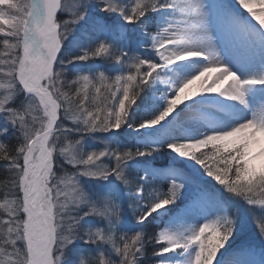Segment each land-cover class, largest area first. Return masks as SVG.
I'll return each mask as SVG.
<instances>
[{"label":"snow or ice","instance_id":"snow-or-ice-1","mask_svg":"<svg viewBox=\"0 0 264 264\" xmlns=\"http://www.w3.org/2000/svg\"><path fill=\"white\" fill-rule=\"evenodd\" d=\"M69 3L71 0H14L10 11L7 6L0 7V17L6 21L0 24V114H3L10 124L26 127L24 121L29 119L27 110H17L10 106L15 96L23 92L35 101L38 113L46 118L41 126H34L30 133L25 132V139L15 148L18 152L13 169L15 175L8 180L9 185H15L10 194L17 198H20L21 186L30 195L34 188L39 192L40 200L43 201L40 205L43 218L39 221L33 218L31 200L28 202L29 207L26 208L27 216L23 212L19 216L15 213L11 215L0 213V233L7 234L6 236L0 234V240L6 241L2 250L10 254L9 259H15L11 254L15 246L27 264H32V258L37 254L39 264H56L59 243L57 214L60 207L70 208L82 204L87 206L89 215L101 217L109 223L113 218L119 219L120 216L118 206L115 204L105 201L98 207L89 203L75 176L64 174L53 177L54 161L51 151L46 153L45 138L53 137L62 127L59 123L61 119L82 124L89 132L119 129L125 123L128 110L135 104L139 90L149 84L160 67L196 56L204 57L208 66L179 87L175 98L168 101V107L163 114L151 121L152 125L163 121L181 100V93L207 74L225 73L213 84L215 87L203 89L205 92H216L220 85L231 81L226 88L228 91L225 89L220 93L230 100L240 101L241 104L245 102L243 90L246 85L264 84V80L257 79H248L242 83L228 69L219 66L220 61L205 28L204 14L194 0H167L164 4H159V0H135L127 14L112 3V0H102L103 11L120 12L129 24L136 23L149 11H156L158 5L161 8L175 10L178 14L176 23L162 29L153 37V48L162 63L158 65L136 57L134 62L128 65L130 70L127 75L114 79H109L103 73L95 78L84 75L68 82L61 77V72L55 67L65 34L61 29L63 27L65 31L70 32L69 25H74L84 18L83 12L73 13V19L64 21L63 25L59 24L56 14ZM237 4L264 27V18H261L264 12L254 11L252 7L264 6V0H237ZM109 54V46L103 43L92 52V56L95 57ZM88 58V53L80 57ZM122 58L117 56L115 59L120 62ZM54 77L58 78L60 85L55 90ZM191 95L190 93L189 97ZM251 121L264 128V119ZM233 129L234 131L225 136L211 134L193 143L172 144L170 147L181 157L196 160L207 174L225 187L230 194L243 199L249 205L264 207V175L254 163H246L244 144H230V138L241 134L240 129L236 127ZM77 144L79 141L76 144H65V154L75 160V165L84 166L80 175L95 179H106L107 176L115 174L117 179L127 183L124 180L123 165L135 155L148 154L101 151L77 159L75 155ZM208 145L212 146V153L195 154L198 149ZM108 156L115 162L111 170L101 163L102 159ZM180 190L179 184H171L165 195L146 205V210L140 215L138 222L142 224L154 212L174 203ZM142 191V187L137 189L138 194ZM4 195L5 193H0V198ZM233 224L232 220L227 219L223 224L218 221L205 223L188 235L160 231L152 237L155 244L162 245L154 255L163 256L176 249L188 250L192 246H197L198 251L195 253L193 264L206 262L213 264L218 249L223 247L224 242L230 237ZM258 227L264 235V225ZM17 234L23 237V242L15 241ZM89 236L96 243L111 245L121 257L120 264H137L138 254H142L144 246L142 233L127 238L121 237L119 242L103 230L89 231ZM102 260L103 264H106L103 257Z\"/></svg>","mask_w":264,"mask_h":264},{"label":"rangeland","instance_id":"rangeland-1","mask_svg":"<svg viewBox=\"0 0 264 264\" xmlns=\"http://www.w3.org/2000/svg\"><path fill=\"white\" fill-rule=\"evenodd\" d=\"M165 2L167 0H159V4H164ZM194 2L200 5L203 13L209 15V18H207L209 25H219L226 31L230 41H235L240 33L246 34L252 32L264 42V27L260 26L247 11L241 9L237 4V0H194ZM121 4L123 5L124 3ZM0 5L13 6L14 2L12 0H0ZM252 7L257 12L264 10L258 5H253ZM68 8L71 12H74L78 11L80 6L79 3L72 2L69 3ZM129 12L130 9L127 13ZM177 15L175 10L161 8L158 5L156 11L147 12L143 18L136 22V25L133 26V31L136 34L134 44L135 48L141 52V54L139 53V58L142 57V59L155 62L158 65L162 63L153 48V37L162 29L174 25ZM0 21L3 24L6 23L3 17H0ZM102 27L113 40L117 41L118 45L127 47L130 37L127 35L128 26L125 23H114L112 27L108 28L107 22L102 21ZM243 28L245 30H242ZM176 64L160 67L150 81L149 95L143 94L135 102L136 108L140 107L141 111L145 113L146 118H158L167 109V99L171 92L169 86L172 84L169 81V77L172 68ZM250 79L264 80V71L253 75ZM246 89L264 92V84L246 85ZM19 94L21 92L15 96L11 107L22 110L26 101V94L23 102L17 100ZM178 113L179 110L173 109L170 114L177 115ZM165 119L155 125L147 124L140 129L128 130L125 136L128 145L170 147L172 144H180V141L176 137L169 135V131L174 124L170 123L161 126L166 121ZM63 129L66 130L67 128L64 127ZM203 138H206V136L195 138L193 142ZM187 141L184 143H187ZM230 144H244L246 163L252 162L258 168L264 169V162L259 163V155L251 147V141L247 135L245 137V135L238 134L237 137L230 138ZM172 157L173 160L168 164L160 166L151 163L142 164L132 159L123 165V173L129 166L136 167L141 171L144 180H147L146 178H154L168 184L165 194L169 191L171 184L176 183L181 186L180 193L175 202L156 212V216L162 226L160 231L188 235L192 230L198 229L205 223L218 221L223 224L225 219L232 220L234 222L233 231L236 233V238L233 240L234 244L230 246L231 243H224L223 247L218 249L213 262L217 261L219 264H225L227 260L238 258L244 260L245 263L255 262V264H264V235L261 234L258 227V225H264V207L249 205L243 199L227 192L225 187L210 177L196 160L189 157H181L174 151H172ZM194 165H196L195 168L193 167ZM125 175L127 173H124V178L127 180ZM75 177L78 183H80L82 177L88 180L94 179L93 183H99V187L93 186V188L101 193L102 187H104L107 194V198L103 200L101 197L99 198L96 192L94 196L98 199L99 203L103 205L107 201L110 204L118 206L120 212L119 219L113 218L111 223L107 222L104 228L100 230L119 231L121 229L136 227V222L134 224V220L136 221L137 219L134 218L135 211L140 210V214L145 212L143 191L139 194H131L127 187L125 190L121 186V180L117 179L115 174L112 175L111 181L107 184H103L101 181L103 178L95 179L80 174ZM129 182L127 185L130 188ZM197 251V246H192L188 250L182 248L176 249L173 252L160 256L159 264H193Z\"/></svg>","mask_w":264,"mask_h":264},{"label":"trees","instance_id":"trees-1","mask_svg":"<svg viewBox=\"0 0 264 264\" xmlns=\"http://www.w3.org/2000/svg\"><path fill=\"white\" fill-rule=\"evenodd\" d=\"M14 2V0H12ZM72 2L79 3L80 9L78 11L71 12L69 10V4H65L62 10L58 11L56 14V20L59 24L63 25L64 21H70L73 19V13L83 12L84 18L76 22L74 25H69L71 31L67 32L62 27L61 31L64 32V38L62 40V48L60 50L58 61L55 65L57 71L63 73V79L68 82L72 80L87 75L90 78H95L99 74L103 73L109 79H114L117 76L127 75L129 72L128 65L134 62L136 57H139L140 50L135 48L136 34L133 31V26L136 23L129 24L124 19V16L120 12H105L103 11L104 4L102 0H71ZM71 2V3H72ZM112 3L116 4L119 8L123 9L124 13L127 14L128 10L131 8L132 3L135 0H112ZM121 3H124L123 5ZM9 6V5H8ZM11 8L13 7L10 5ZM0 7H5L0 5ZM102 21L107 22L108 28L112 27L114 23L123 24L125 23L128 27L127 35L130 37V42H128L127 47H122L118 45L117 41L105 32L102 27ZM114 22V23H113ZM0 24H3L0 21ZM105 44L110 48V54L107 56H92V52L101 44ZM139 51V52H138ZM85 53H88V59H80ZM126 54V55H125ZM117 56H122L120 62L116 61ZM142 59V57H140ZM151 81V80H150ZM149 84L145 85L139 90L138 97L136 101L141 98V96L149 95L150 89ZM20 102L25 100V93L21 92L19 97H17ZM19 102V103H20ZM11 106V105H10ZM157 118H146L145 113L141 111V108H136L133 104L127 112L125 117V123L121 125L119 129H112L107 132L95 131L89 132L86 130L85 126L79 123H73L67 119H61L60 124L65 130L67 139L61 140V144H79L76 145V158H86L88 154L99 153L101 151H107L109 153L113 152H131V153H148L147 155H135L132 160L142 164H153L156 166L166 165L171 160L172 150L170 147H144L141 145L132 144L128 145L126 141V134L128 130L142 128V125L151 124L152 120ZM144 127V126H143ZM0 142L6 143L10 148H15L20 143L22 139L19 137V133L16 132L15 128L7 121L3 114H0ZM90 139V140H87ZM212 153V146L203 147L201 150L197 151L196 155L200 153ZM101 163L107 168L112 169L114 167V160L111 156L104 157ZM125 165V164H124ZM6 167V162H0V180L5 178L4 169ZM84 170L83 165H71L68 164L62 157L58 159V164L56 166V171L58 175H72L78 176L80 172ZM124 173H127L126 182L130 181L131 187L129 188L127 183L120 181L121 186L126 190L128 188L131 194L137 193L138 188H143L144 194V208L146 210V205H149L156 201L158 198L165 195L167 191L168 184L164 183L159 179L146 178L144 180L141 171L136 167H128ZM112 175L107 176L106 179L101 180L103 184H107L111 181ZM125 180V178H124ZM94 179L88 180L84 177L80 179L79 186L86 194L89 203L95 204L98 207L102 206L98 199L94 196L97 192L99 198L103 200L107 198L105 188L102 187L101 193L96 191L93 186L99 187V183L94 184ZM164 193H163V191ZM95 191V192H94ZM87 206H82L79 213L76 215L82 217L80 219L79 228L81 234L84 231H96L104 228V225L108 222L107 220L97 217L95 215L85 216L84 213L87 212ZM140 210H136L134 214V224L136 222V227L132 229H121L119 231L115 230H104L106 234H110L114 237V240L119 242L121 237L127 238L131 237L137 233L143 234V249L142 254H138L137 264H159L160 256L154 255V252L159 251L162 245L155 244L152 237L159 233L162 229L160 220L154 212L149 216L143 223H139ZM236 238V233L232 230L230 237L224 243H231ZM85 238L77 239L72 245L68 247L65 252L64 264H78L80 259H84L87 264H95V262L100 258L106 261V264H120L121 257L118 256L114 248L106 243H91L85 242ZM113 250L112 252H110Z\"/></svg>","mask_w":264,"mask_h":264},{"label":"bare ground","instance_id":"bare-ground-1","mask_svg":"<svg viewBox=\"0 0 264 264\" xmlns=\"http://www.w3.org/2000/svg\"><path fill=\"white\" fill-rule=\"evenodd\" d=\"M203 14L205 28L220 61V67L228 69L242 83L252 78L253 75L264 71V42L257 35L252 32L240 33L235 41H230L226 31L217 24L209 25L207 20L209 15ZM176 65L170 72L169 81L172 84L169 86L171 92L168 101L175 98L179 87L208 66V62L204 57L196 56L186 61L177 62ZM218 74V72L207 74L206 77H201L200 80L191 84L184 93H181V100L174 108L179 110V113L177 115L170 114L165 119L166 122L161 125L174 124L169 135L176 137L180 141L179 143H184L187 140V143H193L195 138L230 131L241 123L252 119H264V92L261 90L251 91L245 86L243 90L245 93L244 104L221 95L220 92L224 91L231 81L220 85L216 92H205L203 89L207 88ZM213 86L215 87V85ZM190 93L192 95L189 97ZM242 135L245 137L247 135L251 141V147L259 155V163H263L264 136H254L250 133H242ZM193 167L195 168L196 165ZM229 263L255 264V262L245 263L244 260L238 258L225 261V264ZM213 264H219V262L215 261Z\"/></svg>","mask_w":264,"mask_h":264},{"label":"clouds","instance_id":"clouds-1","mask_svg":"<svg viewBox=\"0 0 264 264\" xmlns=\"http://www.w3.org/2000/svg\"><path fill=\"white\" fill-rule=\"evenodd\" d=\"M7 8L9 11L11 10V6H7ZM261 8L264 9V6H261ZM224 74L225 73L223 72L218 74L214 78L212 83L208 85V87H212L216 80L221 79ZM61 77L63 78L62 72ZM53 87L54 90L60 87L58 78H53ZM225 91L227 92L228 89H226ZM22 110H27V114L29 116V119L24 121L26 127L21 128L13 124H11V126L15 128L17 133H19V137L23 142V140L25 139V132L30 133L34 126H41L46 118L42 114L38 113L35 101L31 100L27 95ZM236 129H240L241 134L250 133L254 136H264V128L258 127L257 125L253 124L251 120L245 122L243 125L236 126ZM231 131H234V129L228 132H222L214 135L225 136ZM0 135H2V133H0ZM66 139L67 136L65 130L63 129V126L57 130L53 137L45 138L46 153L50 150L52 159L54 161L55 172L52 173L53 177L58 175L56 166L58 164L59 158L62 157L68 164L75 166V160L65 154L64 145L61 144V140L66 141ZM18 146H16L15 148H17ZM15 148H10L6 143L0 142V162H6V167L4 169L5 178L0 180V193H5L4 197L0 198V213H7L9 215L15 213L17 216H19L20 213L23 212L27 216L26 208L29 207L28 202L29 200H31L33 218L39 221L43 218V211L40 207V205L43 204V201L40 200L39 192L35 188L32 190V193L30 195L27 191H25V188L21 186L20 198H17L14 194H10L13 192V189L15 187V185H9L8 183L9 178L15 175L13 169L15 159L18 156V152L15 151ZM261 174L264 175V169H261ZM53 187H55V185H53ZM82 206L84 205L76 204L74 207L70 208L60 207V211L57 214V230L59 243L57 244L56 264H64L66 250L77 239H83L86 237V243H96L95 240L90 239L89 231H84L83 234H81L79 224L82 217H78L76 214L79 213ZM84 215L88 216L89 213L85 212ZM0 234H3L5 236L7 235L6 233ZM15 241L23 242V237L17 234L15 236ZM5 242V240H0V264H27L25 258L16 251L15 246L13 247L11 253L15 256V259H9L10 254L2 250ZM32 264H39L38 254L33 256ZM78 264H87V262L84 259H80ZM95 264H103L102 257H100L95 262ZM206 264H209V262H206Z\"/></svg>","mask_w":264,"mask_h":264}]
</instances>
